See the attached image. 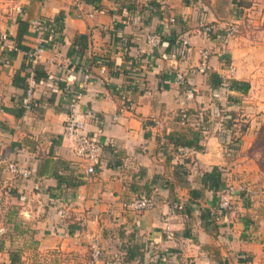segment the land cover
I'll list each match as a JSON object with an SVG mask.
<instances>
[{"label": "crops", "instance_id": "1", "mask_svg": "<svg viewBox=\"0 0 264 264\" xmlns=\"http://www.w3.org/2000/svg\"><path fill=\"white\" fill-rule=\"evenodd\" d=\"M253 10L254 0H168L165 7L140 0H18L0 15V264H11L14 252L19 264H103L92 259L93 241L125 253L127 264H163L164 256L168 264H264V174L250 155L264 123V38L249 30ZM52 20L54 36L33 25ZM21 21L29 24L26 49H17ZM232 24L239 34L224 46ZM153 34L162 37L158 47L147 42ZM41 39L47 48L32 61L29 53ZM200 50L211 53L207 74L198 72ZM28 65L38 80L55 84L37 88L30 111L22 104ZM178 72L197 90L186 101L191 114H235L238 150L227 152L221 121L212 116L203 149L179 158L167 137L193 139L200 124L179 122ZM217 79L248 82L250 89L216 98ZM76 93L87 131L102 145L94 174L64 136ZM124 94L132 110L123 107ZM230 95L240 105L230 106ZM3 160L29 168L31 177L17 180ZM226 178L245 183L248 194L238 193L236 210L215 219L211 210ZM144 196L155 199L153 209L123 207ZM174 202L184 209L174 211Z\"/></svg>", "mask_w": 264, "mask_h": 264}, {"label": "built area", "instance_id": "2", "mask_svg": "<svg viewBox=\"0 0 264 264\" xmlns=\"http://www.w3.org/2000/svg\"><path fill=\"white\" fill-rule=\"evenodd\" d=\"M81 1V0H77ZM144 5H151L153 3H157L160 7H165L168 0H140ZM136 20H140V15H137ZM34 27L40 31H42L46 35H57L58 28L56 27L55 21H35L33 23ZM239 34V27L237 24L230 25L226 30V35L221 40L224 46L228 45L232 38H235ZM147 42L151 47H158L162 44V37L158 34H153L148 36ZM47 40L41 39L38 43V46L29 53V59L34 61L39 56V54L47 48ZM200 64L198 66V72L202 74H207L210 68L209 61L211 53L208 50H200ZM27 83L28 89L27 94L24 97L22 104L23 108L27 111H30L35 106H37L35 100L36 90L39 86H47L50 88H54L55 84H48L45 81L38 80L33 67H28L27 70ZM86 78H91V75L87 74ZM176 84L179 87L184 89V101L180 113H179V122L183 126H188L196 122V124H200L198 130L203 129L206 130V136L209 133V127L211 125V117L216 116L221 122L219 134L222 142L224 143L227 152H234L235 149L232 146V134L233 130L230 128L224 127L225 119L227 118L226 113H222L218 109L215 111H211L210 116L208 117L209 125L206 126L203 116H198L191 114L186 108V101L194 99L196 96L197 90L190 84L186 75L182 72H178L176 74ZM226 93H229V83L228 81H223L220 85L219 89L214 91V96L216 98H220L224 96ZM82 98V93H76L73 96L69 104V115L67 117L65 127H64V136L71 141L74 149V153L80 158L82 163L87 168L88 174H94L96 172V166L100 163L101 153H102V145L99 139L91 136L87 131V122L86 116L79 110V104ZM121 102L123 107L128 110H132L134 108V103L132 100L126 95H122ZM229 116V115H228ZM115 120H118V116L114 117ZM201 120L197 121V120ZM204 127H207L204 129ZM179 158L187 159L191 157V155L196 153V149L193 147H180L177 150ZM7 164V170L12 173L17 180L24 181L31 177L32 171L14 161H6L3 160ZM226 184L220 192V199L218 202V206L211 210V216L215 219L223 218L227 213L233 212L236 210V195L238 193L248 194V187L243 182L233 183L226 178ZM35 189H39V185H35ZM156 206V201L153 197H140L131 200L130 202L124 203L123 207L127 209H131L135 212H143L150 209H153ZM172 209L174 211H181L184 209L183 203H172ZM167 230L171 232L170 227H167ZM4 230H0V233L3 234ZM91 256L94 261H102L103 264H127L125 253L115 251V252H107L98 241H93L90 246ZM163 264H168L166 256L162 257Z\"/></svg>", "mask_w": 264, "mask_h": 264}, {"label": "trees", "instance_id": "3", "mask_svg": "<svg viewBox=\"0 0 264 264\" xmlns=\"http://www.w3.org/2000/svg\"><path fill=\"white\" fill-rule=\"evenodd\" d=\"M153 4H157V3H153ZM158 5V4H157ZM44 22H48V21H44ZM28 27H29V24L28 22H25V21H21L20 24H19V32H18V36L16 38L17 40V49H26V47H24L23 45H21V42L24 38V35L28 32ZM48 42V41H47ZM28 67H32L31 65H28ZM26 68V70H27ZM223 81H220V80H216V86H215V89L218 90L219 89V84L221 85ZM229 83V89L230 90H233V91H239V92H242V93H247L250 89V84L248 82H241V81H237V80H229L228 81ZM228 101H229V105L230 106H237V105H240V101L233 97V96H229L228 97ZM225 115H227V118L225 119V122H224V127L225 128H230L233 130V134H232V146L235 150H238L240 148V145H241V136H238L237 132H238V129H237V121H235V114L232 113V112H228L226 113ZM229 115V116H228ZM206 126H208L210 123L208 121V117L207 116H204V121ZM207 128V127H204V129ZM242 131H244V128H242ZM206 130H203V129H199L198 131H196V134L197 136L194 137L193 139H188L186 138L185 136L181 135V134H170L167 138L172 142L174 143V145L176 146V151L178 150V148L180 147H193L196 149V151H199V150H202L203 147L200 145V140L206 136ZM258 139L261 138L262 136H264V127H262L259 131V134H258ZM164 148V147H163ZM262 166V165H261ZM260 166V167H261ZM264 167L262 166V169ZM221 173V172H220ZM0 248H1V245H0ZM10 261H11V264H19V255L17 252H14V253H11L10 255Z\"/></svg>", "mask_w": 264, "mask_h": 264}, {"label": "rangeland", "instance_id": "4", "mask_svg": "<svg viewBox=\"0 0 264 264\" xmlns=\"http://www.w3.org/2000/svg\"><path fill=\"white\" fill-rule=\"evenodd\" d=\"M18 0H0V15L7 14L11 10L16 8ZM257 6V10H253L252 16L247 17L250 25V32L252 34L259 35L264 38V0H254ZM255 32V33H254ZM264 127V123L260 129ZM259 129V131H260ZM254 140L252 147L250 148V155L256 160L259 167L262 165L264 167V136L258 139V134ZM260 167L262 173L264 174V168ZM2 230V229H0ZM2 234V233H0ZM64 264H85L82 261L73 260V262H68L66 260Z\"/></svg>", "mask_w": 264, "mask_h": 264}]
</instances>
